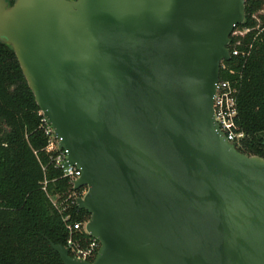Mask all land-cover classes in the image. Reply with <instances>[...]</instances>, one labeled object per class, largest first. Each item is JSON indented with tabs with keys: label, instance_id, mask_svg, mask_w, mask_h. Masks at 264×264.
I'll return each instance as SVG.
<instances>
[{
	"label": "water",
	"instance_id": "obj_1",
	"mask_svg": "<svg viewBox=\"0 0 264 264\" xmlns=\"http://www.w3.org/2000/svg\"><path fill=\"white\" fill-rule=\"evenodd\" d=\"M0 0L14 53L100 246L92 262L264 264V159L213 116L247 0Z\"/></svg>",
	"mask_w": 264,
	"mask_h": 264
},
{
	"label": "trees",
	"instance_id": "obj_2",
	"mask_svg": "<svg viewBox=\"0 0 264 264\" xmlns=\"http://www.w3.org/2000/svg\"><path fill=\"white\" fill-rule=\"evenodd\" d=\"M14 0H12L11 4ZM264 0H247L245 17L228 45L243 54L222 64L236 81V124L244 134L232 146L264 159ZM238 32V34H234ZM40 110L12 50L0 43V264H63L49 242L65 246L68 222H87L74 181L63 178L45 152ZM85 189V188H84ZM92 262V261H91Z\"/></svg>",
	"mask_w": 264,
	"mask_h": 264
},
{
	"label": "built area",
	"instance_id": "obj_3",
	"mask_svg": "<svg viewBox=\"0 0 264 264\" xmlns=\"http://www.w3.org/2000/svg\"><path fill=\"white\" fill-rule=\"evenodd\" d=\"M264 13V10L261 11ZM233 57H237L241 54L240 51L234 49L230 53ZM223 63V62H222ZM222 72L228 75L233 74L232 71L228 70L225 65L221 64ZM237 87L236 81L232 78L225 77L219 79L215 87L214 97H213V116L215 123L225 137L227 142L232 146L233 144H239L244 138V134L239 131L236 124V119L238 116L237 110ZM43 122V132L48 138L47 145L45 147V152L50 155L51 163L54 168L61 171L63 178H68L73 181L80 177V171L74 166L66 165V154L58 146V140L54 136L51 127L46 123L45 119ZM80 190V189H79ZM86 189H81L79 193L74 195L75 202L78 198H81ZM70 217L64 218L67 223V239L65 248L71 258L78 259L85 262H91L95 258L97 251L99 249V242L97 239L89 236L85 231V224L87 222H68Z\"/></svg>",
	"mask_w": 264,
	"mask_h": 264
},
{
	"label": "rangeland",
	"instance_id": "obj_4",
	"mask_svg": "<svg viewBox=\"0 0 264 264\" xmlns=\"http://www.w3.org/2000/svg\"><path fill=\"white\" fill-rule=\"evenodd\" d=\"M234 34H238V32H235Z\"/></svg>",
	"mask_w": 264,
	"mask_h": 264
}]
</instances>
